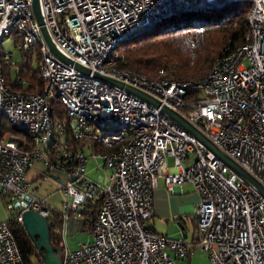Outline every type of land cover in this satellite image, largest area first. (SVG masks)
<instances>
[{"label": "built area", "instance_id": "2783aa9c", "mask_svg": "<svg viewBox=\"0 0 264 264\" xmlns=\"http://www.w3.org/2000/svg\"><path fill=\"white\" fill-rule=\"evenodd\" d=\"M232 3L248 6L246 42L217 58L202 80H149L116 67L119 43L176 13ZM39 6L57 50L91 73L142 90L179 112L187 108V91L199 90L200 99L180 113L192 123L200 120L208 138L264 186V0H39ZM11 35L22 55L37 49L40 93L6 85L3 64L12 57L1 53V44ZM91 73L53 56L29 0H0V195L9 198L16 221L21 223L24 211L48 220L55 210L33 195L27 180L40 162L43 180L60 184L62 264H173L196 251L210 264H264V199L158 109ZM51 99L60 102L64 118L52 114ZM90 158L102 161L97 170L109 171L106 187L85 176ZM159 178L166 190L190 183L198 195L189 244L149 229ZM89 200L100 203L92 241L70 251L64 239L69 218L83 228ZM0 264H37L23 261L5 222Z\"/></svg>", "mask_w": 264, "mask_h": 264}, {"label": "trees", "instance_id": "16d2710c", "mask_svg": "<svg viewBox=\"0 0 264 264\" xmlns=\"http://www.w3.org/2000/svg\"><path fill=\"white\" fill-rule=\"evenodd\" d=\"M213 12H218V15L191 20ZM247 14L248 6L244 3L228 4L219 10L176 13L154 24L142 34L119 43L115 49L116 67L136 72L149 80L165 77L198 82L210 71L217 58L246 42ZM32 51L38 57L37 49L26 51L24 58L15 64L17 69L14 70V77L10 64H3L5 83L12 91L25 94L41 92L44 80L37 65L32 67L30 64ZM160 70L165 75L160 76ZM17 76L21 81L16 80ZM184 99L188 105L184 110L180 108L182 114L200 99V91L189 89ZM50 105L54 116L64 118L58 100L51 99ZM15 134L22 135L24 132ZM99 204V200H89L85 205L82 214L85 218L83 228L86 230L90 231ZM62 222V213L53 210L48 217L50 241L60 248ZM5 223L14 236L23 261L44 264L22 224L16 221L15 214Z\"/></svg>", "mask_w": 264, "mask_h": 264}, {"label": "water", "instance_id": "95a60500", "mask_svg": "<svg viewBox=\"0 0 264 264\" xmlns=\"http://www.w3.org/2000/svg\"><path fill=\"white\" fill-rule=\"evenodd\" d=\"M29 3L33 18L39 26L40 35L46 47L53 54V56L84 75L90 74L91 72L88 68L71 60L57 50L45 26V22L40 11L39 0H29ZM91 74L95 79L117 87L127 92L129 95L147 103L152 108L158 109L160 113H162L172 123L178 125L190 136H192L207 151L211 152L218 160H220L228 168V170L235 174L239 179L244 181L264 199V186L253 175L244 170L233 158H231L208 138V136L202 131L203 123L200 120L192 123L179 111L172 109L154 96L142 90L112 78L101 76L98 73L92 72ZM21 224L30 240L33 242L36 251L41 255L44 264L62 263L63 250L62 248L56 247L51 243L50 228L46 218L32 211H24L21 213Z\"/></svg>", "mask_w": 264, "mask_h": 264}, {"label": "crops", "instance_id": "0c3cea01", "mask_svg": "<svg viewBox=\"0 0 264 264\" xmlns=\"http://www.w3.org/2000/svg\"><path fill=\"white\" fill-rule=\"evenodd\" d=\"M193 156L189 157V163ZM188 163V164H189ZM168 167L172 166V160L167 159ZM187 165V163H184ZM96 169V167H95ZM109 175V174H108ZM55 177V176H53ZM153 217L149 227L158 234L172 239L183 240L189 244L193 240L195 225V209L198 203V195L192 184L185 183L166 190L162 178L158 179V186L153 194ZM79 221L71 216L68 221L65 235L66 248L73 251L80 243L92 241V235L85 228H76ZM68 239V240H67ZM173 264H210L204 252L196 251L185 260L176 259Z\"/></svg>", "mask_w": 264, "mask_h": 264}, {"label": "rangeland", "instance_id": "374dc122", "mask_svg": "<svg viewBox=\"0 0 264 264\" xmlns=\"http://www.w3.org/2000/svg\"><path fill=\"white\" fill-rule=\"evenodd\" d=\"M218 15V12L213 13H206L198 18L191 19L193 21H197L198 19H202L203 17H215ZM171 19V21H173ZM1 53H11L12 62L10 63L11 72L13 73L12 77H14V70H16L15 64L21 61L24 58L20 52H18L14 47V36H8L5 38L1 44ZM30 64L35 65L40 60L37 59L36 62V55H34V51L31 52L30 57ZM5 136L9 138L11 136L10 133L5 132ZM15 136V135H14ZM18 136V135H16ZM96 166H102V161L98 159L90 158L87 165H86V172L85 176L88 177L90 180L94 181L101 187H106L108 185V174L109 171L103 168L99 170L95 169ZM43 171L44 167L40 162H37L33 165V168L27 174V180L32 182V193L35 197L45 202L46 205L50 206L51 208L55 209L56 211H63V200L62 196L58 192L60 188V184L55 182L54 180L49 179V181L43 180ZM60 180L63 181L64 175L57 174L56 175ZM9 204V198L3 197L0 195V223L6 222L10 219L11 215H14L15 212L10 210L7 205ZM66 238H68L67 233L65 234ZM69 239V238H68ZM67 239V240H68Z\"/></svg>", "mask_w": 264, "mask_h": 264}, {"label": "bare ground", "instance_id": "6f19581e", "mask_svg": "<svg viewBox=\"0 0 264 264\" xmlns=\"http://www.w3.org/2000/svg\"><path fill=\"white\" fill-rule=\"evenodd\" d=\"M62 264V263H61Z\"/></svg>", "mask_w": 264, "mask_h": 264}]
</instances>
